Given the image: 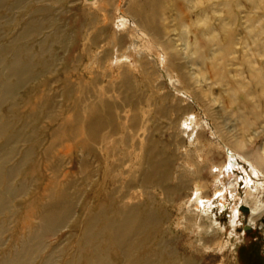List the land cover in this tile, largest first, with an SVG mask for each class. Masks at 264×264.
I'll return each instance as SVG.
<instances>
[{"label": "rangeland", "instance_id": "1", "mask_svg": "<svg viewBox=\"0 0 264 264\" xmlns=\"http://www.w3.org/2000/svg\"><path fill=\"white\" fill-rule=\"evenodd\" d=\"M112 1L107 13L57 3L37 15L51 27L17 43L31 64L9 76L10 58L0 60V264H264V214L252 225L245 206L252 166L233 153L264 158V0L141 1L167 59L152 51L143 63L132 46L127 65L112 48L114 36L132 42L120 22L127 0ZM22 14L7 13L0 44ZM198 154L211 160L209 182L213 163L233 174L209 186L206 214L188 223L180 179Z\"/></svg>", "mask_w": 264, "mask_h": 264}, {"label": "bare ground", "instance_id": "2", "mask_svg": "<svg viewBox=\"0 0 264 264\" xmlns=\"http://www.w3.org/2000/svg\"><path fill=\"white\" fill-rule=\"evenodd\" d=\"M62 1H65V0H0V23L3 21L8 23L7 13H11L15 10L23 12L22 21L24 22L23 26L18 29L17 34L8 43H1L0 44V60H1V62H2L4 57L10 58L9 65L6 66L8 68L7 69V75L12 76L13 74H16V72H18V70H19L20 64L22 66H29L31 64L30 61L33 60L32 59L33 57L29 56L27 54L28 49L26 48V46H22V47L17 46V43L19 40L20 41L21 40L26 41L27 39H32L33 36L39 37L42 34L41 33L42 30L49 29L51 27L52 17L50 15H47L46 17L38 18L37 15L41 16L40 14L51 13L53 11V8L57 5V3L62 2ZM132 1L133 0H127V5H126V8L124 9V12H122L123 14H121L122 18L120 21L121 26H123L128 31H130V37L132 38V42L128 47H126L124 49V46L122 45L121 40L118 39V37H115V36H114L115 38L113 37V41H112L113 47L112 48H116L117 50H120L119 54L115 58L116 61H118L119 63L121 62V64L125 63V65H127L129 62H131V60L129 61V57L132 58V54L133 53L136 54V52L132 51L133 47H134L136 50L137 49L140 50L139 53H137V56L140 59L142 58L143 61H145L143 63H146V60H147L146 54L147 53L149 54L152 51H155L157 57L162 62H164V60L167 59L166 54L164 55V50L166 49L167 45L162 43L160 41L161 38H158V35L153 31V29L151 27V21L149 20V16L148 15L144 16L145 15V9L143 8V5L141 3V1L145 2V4L148 5V7L151 10L156 5V3H158L159 0H137L140 3H138L136 5V8H135L136 11L133 10V13L130 12L133 9L132 8ZM31 2H35V4L37 3L38 5H30ZM42 2H45V5H41ZM86 2L89 5L96 7L98 13H102V12L107 13L110 11V10L107 11L105 9L104 5H102L103 3L110 2V4L113 5L112 0H86ZM174 6H175L177 12L179 11V14L183 13L180 6H178V2L175 3ZM84 9H85L84 10V12H85L87 10V8H84ZM86 13L90 14V12L88 10ZM131 23L133 24L132 26H130ZM19 24L20 23L18 22V24H16V27H17V25L19 26ZM45 25L48 28L45 29L44 28ZM48 38L49 37H47V40H48ZM1 40H2V35L0 36V41ZM93 44H95V43H93ZM97 48H99V50H100L102 47H99V45H97ZM105 51H106V49L100 50L99 55L102 57V55L106 54ZM131 52H132V54H131ZM21 61H22V63H21ZM137 62H138V66L141 67L142 66V65H140L141 62L140 61H137ZM20 70H22V68H20ZM124 71H126V70L124 69ZM7 75H6V77H8ZM4 77L5 76H4V71H3L1 73V78H4ZM18 82H20V81H18ZM186 120H188V119H186ZM93 124L94 123H92V125ZM191 125H192V127L194 126V123L192 121L189 122V125H186V130L189 127H191ZM193 130H194V128L192 129V131ZM189 136L190 135L188 134V137ZM207 146H209V148H207L206 145H204V143L201 144L200 142H197V144L195 145V149L198 151L201 150V151L206 152L205 155L208 156L212 151H214L213 150L214 148L208 144H207ZM233 153H236L241 159L246 160L252 166L250 172L248 173L249 175H246L248 178H246L247 191L245 193V203H246L245 206L249 209V212H250L249 221L252 225H254L255 221L262 214H264V180H263V182L261 181V182L257 183L256 184L257 188H255V189H253V185H252V183L255 179H257L258 181L260 180V175L264 178V158L258 154H255V153H247V152L240 151V150H238V148L235 151H233ZM185 155L188 156V153H185ZM190 156L191 155H189L187 160L184 161L185 162L184 163L185 164L184 165V171L187 172V175L189 176L190 179H189V181H185L184 177H182L183 179L182 178L180 179L182 186H184L187 189L191 188V194H192L191 199L192 200L190 199L189 195L185 196L181 199V203L184 205H186L188 202H189V204H191L190 201H192V203H193V206L188 205V208H186L187 211L183 212L184 214L189 212V216L187 218L185 217V220H187L188 223L189 222L192 223L193 221L191 222L190 220H194V219L202 220L201 216L198 217V214H196V212L199 211L200 208H203V213L206 214L207 207H209L211 205L209 186L215 181L216 182L221 181L219 179V176H222L224 171H226L228 177H230V175L232 176V174H233V169L231 166H227L226 168H224L225 163H220L216 166L213 163V164H211V168L217 169L218 172H217V174L212 175L213 181L211 183L203 177V173L206 170L208 171V169L210 168V164H208V161L210 162L211 160L209 158H204L205 159L204 160L202 155L198 154V157L202 158V162H201L202 164L200 163L201 164L200 165L199 163L194 161L192 156L191 157ZM231 159L234 162H236V160L233 156H231ZM223 169H225V170H223ZM184 174L185 173H183L182 175L185 176ZM147 177L148 176H146V178ZM216 192L217 193L215 195H219L218 191H216ZM262 194H263V196H261ZM206 205H207V207L205 208ZM192 207H194V211L190 210V208H192ZM235 210H236V208H235ZM236 212H237L236 214H233V217H232L233 219L231 221V224L233 226V231H235V221L239 215L238 210ZM196 215H197V217H196ZM201 226H202V224L199 222L197 225V228H199L200 231H201ZM126 229H128V228H126ZM122 231H124V230H122ZM128 231H126V232H128ZM120 234H121V232H120ZM116 235H118V234H116ZM114 240H115V237H114ZM202 240H203V238H202ZM205 242H206V240H205Z\"/></svg>", "mask_w": 264, "mask_h": 264}]
</instances>
